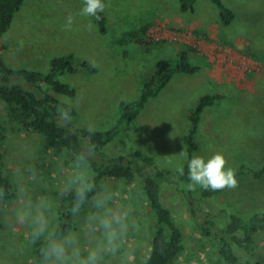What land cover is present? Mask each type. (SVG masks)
I'll list each match as a JSON object with an SVG mask.
<instances>
[{
  "label": "rangeland",
  "instance_id": "obj_1",
  "mask_svg": "<svg viewBox=\"0 0 264 264\" xmlns=\"http://www.w3.org/2000/svg\"><path fill=\"white\" fill-rule=\"evenodd\" d=\"M106 34H101L94 16H82V0H25L15 13L9 30L0 38V54L11 68L48 73L59 56L72 55L94 71L80 68L58 79L76 90L75 97L58 95L76 115L68 124L80 136L89 159L107 163L110 158H131L135 151L154 159L158 168L171 171L160 179L162 200L181 228L183 249L172 264H227L220 254L219 229L236 214L244 220L264 215V0H223L235 12L230 25L218 20L211 0H196L194 12L182 13L179 0H103ZM245 2V3H244ZM241 7V9L239 8ZM69 14L70 31L64 30ZM84 17V19H83ZM150 28L147 44L121 43L123 32L142 22ZM90 25V27H89ZM261 44V50L255 47ZM192 47L191 61L199 65L194 74H173L159 94L149 99L138 117L127 127L122 121V104L139 98L145 81L160 60L174 61L184 48ZM12 84L35 88L20 77ZM216 94L214 104L201 115L194 156L207 160L221 153L226 167L237 171V186L211 198H202L201 186L189 189L191 181L181 174L188 146L184 140L190 128L189 112L201 96ZM117 130L113 141L94 150L82 131ZM2 147L0 169L17 190L18 198L0 200V264H40L31 227L17 222L16 210L47 198L45 215L49 233L63 225L59 235L74 233L82 254L90 248L103 249V230L90 226L86 217L93 211V198L110 196L100 214L127 211L126 233L117 241L116 255L103 254L101 264H141L150 251L153 214L147 202L142 178L104 179L87 199L77 216L63 206L68 180L83 166H76L71 152L46 149L43 136L23 128L8 116L0 99ZM91 169V177L95 176ZM259 171V172H258ZM69 220V221H68ZM69 223V224H68ZM263 225V224H262ZM238 264H264V225L255 233L250 250L233 245Z\"/></svg>",
  "mask_w": 264,
  "mask_h": 264
},
{
  "label": "trees",
  "instance_id": "obj_2",
  "mask_svg": "<svg viewBox=\"0 0 264 264\" xmlns=\"http://www.w3.org/2000/svg\"><path fill=\"white\" fill-rule=\"evenodd\" d=\"M25 0H0V38L9 30L15 13L20 9ZM217 9L218 20L222 25H230L234 18V11L227 6L223 0H211ZM196 0H179V10L182 13L194 12ZM99 17V18H97ZM98 23L101 34H106L105 13L98 12L94 16ZM150 24L142 22L137 29L123 32L121 43L136 41L140 44H149L144 41V36L148 32ZM195 50L184 45V48L177 55L174 61L160 60L153 74L145 81L138 99L130 103L122 104V121L126 122L128 128L138 117L141 109L150 98L159 94L161 89L167 84L170 77L177 73L194 74L199 70V65L191 61V54ZM80 68L87 71H94V67L87 62L79 66L75 64L72 55L59 56L52 60L50 71L46 74L37 70L20 69L9 67L0 54V99L7 105L8 116L17 121L27 130H32L43 136V143L46 149L57 152L68 151L74 156L85 152L80 136L68 124H64L61 119V110H66L69 115L75 117L76 110L68 103L63 102L58 95L75 97L76 90L58 79L59 75L66 72L76 73ZM13 77H20L35 89H26L21 85L12 84ZM218 98L216 94H205L200 97L196 106L189 112L190 128L184 140L188 146L187 160L183 168V176L188 178V163L194 156L198 145L195 142V135L198 131L201 115L204 109L214 104ZM117 130L89 132L83 130L82 135L89 140L94 150H99L106 144L114 140ZM2 147V132L0 130V151ZM131 158L119 156L110 158L107 163L97 162L89 159L91 168L95 172L92 182L95 188L88 193V199L96 194L98 184L104 179H124L129 182L142 178L147 202L153 214V235L150 241V251L141 264H172L183 249L182 231L172 217L169 208L162 200V188L160 179L171 174V171L158 168L154 159L143 155L139 151L131 154ZM243 169L236 172V176L241 174ZM259 172V171H258ZM264 172V167L260 171ZM189 179V178H188ZM223 190H200L202 198H211L223 193ZM0 200L11 201L18 198V193L12 182L3 174L0 169ZM63 206L72 208L74 193L72 191L62 196ZM69 221V220H68ZM69 224V223H68ZM264 225V215H254L249 220L234 214L231 222L219 229L220 254L227 264H238L240 257L233 252V245L241 249L250 250L255 233ZM1 226V220H0ZM69 225H63L56 234L65 231ZM43 241L36 243V261L40 263L39 249ZM244 264H262L260 261Z\"/></svg>",
  "mask_w": 264,
  "mask_h": 264
},
{
  "label": "clouds",
  "instance_id": "obj_3",
  "mask_svg": "<svg viewBox=\"0 0 264 264\" xmlns=\"http://www.w3.org/2000/svg\"><path fill=\"white\" fill-rule=\"evenodd\" d=\"M83 5L80 11L82 16H97L98 12H103L105 9L103 0H83ZM72 23L73 17L69 14L64 30L70 31ZM60 116L64 123L71 120V116L66 110H61ZM88 131L91 133L94 129L90 126ZM91 152L92 150L88 149L86 153L81 152L76 156V166H83V171L77 172L71 177L65 188V191L74 193V202L70 210L74 216L79 215L81 207L88 199V193L95 188L90 179L91 169L88 166V156L91 155ZM180 154L182 156L187 155L184 151ZM226 165L227 160L221 153H215L207 160L200 156H193L188 163V178L191 181L188 188L193 189L195 185L214 191L235 188L237 186L235 170L226 167ZM180 171L183 174L182 168ZM110 199V196L93 198V211L88 214L86 220L90 226L103 230L106 244L103 249L90 248L86 254H82L79 241L74 233L67 235L49 233L45 215L50 207L47 198L40 199L34 208L29 205L26 210L17 209L16 218L19 224L30 225L32 229L31 242L43 240V245L39 249L40 264H101L104 253L116 255L120 248L117 241L121 239L127 229L125 223L128 217L127 211L114 210L100 214V210L105 209ZM127 260L128 256L125 254L122 264H127Z\"/></svg>",
  "mask_w": 264,
  "mask_h": 264
},
{
  "label": "crops",
  "instance_id": "obj_4",
  "mask_svg": "<svg viewBox=\"0 0 264 264\" xmlns=\"http://www.w3.org/2000/svg\"><path fill=\"white\" fill-rule=\"evenodd\" d=\"M83 1V0H82ZM238 1H240V3L242 2V0H238ZM245 3V2H244ZM240 9H241V7H239ZM235 13V12H234ZM236 16V15H235ZM83 19H84V17H83ZM235 19V18H234ZM85 20V19H84ZM234 21V20H233ZM255 47L257 48V50L258 51H260L261 50V44L260 43H256L255 44ZM198 145V144H197Z\"/></svg>",
  "mask_w": 264,
  "mask_h": 264
}]
</instances>
